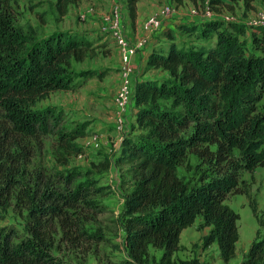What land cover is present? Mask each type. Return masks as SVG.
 <instances>
[{"label": "trees", "instance_id": "trees-1", "mask_svg": "<svg viewBox=\"0 0 264 264\" xmlns=\"http://www.w3.org/2000/svg\"><path fill=\"white\" fill-rule=\"evenodd\" d=\"M16 1L0 0V209L16 198L24 223L22 229L0 227V264H70L55 247L105 239L97 222L107 210L101 200L106 186L65 157L67 167L52 172L29 164L34 143L47 134L57 135L58 148L69 154L84 151L77 140L86 127L67 128L60 110L37 103L52 92L77 89L72 63L86 60L94 47L85 31L24 32L15 23ZM76 1L56 0L55 6L65 15ZM137 1L128 0L133 25ZM212 2L234 10L240 2L250 9L254 0ZM179 28L201 42L178 43L169 32L166 45L152 48L146 70L160 74L133 81L138 133L125 134L114 162L125 189V264H208L199 256H175L183 230L199 216L210 227L205 245L217 242L229 262L240 214L225 200L237 192L242 170L264 165V26L257 27L261 36L252 34L251 52L240 22L206 17ZM190 154L199 160L195 182L179 173ZM105 165L109 169L110 161ZM251 206L259 228L241 264H264V212L256 201Z\"/></svg>", "mask_w": 264, "mask_h": 264}, {"label": "rangeland", "instance_id": "rangeland-1", "mask_svg": "<svg viewBox=\"0 0 264 264\" xmlns=\"http://www.w3.org/2000/svg\"><path fill=\"white\" fill-rule=\"evenodd\" d=\"M55 3L56 0H17L14 3L16 25L24 32L35 31L39 37L58 29L85 31L89 35L88 39L93 43L94 51L86 60L82 62L73 61L72 63L75 82L80 83L77 89L69 90L68 92L64 90L52 92L48 98L39 101L37 106L56 107L62 113L63 126L73 128L83 125L86 130L90 129V132L87 131V135L84 138L89 135L90 140H94L96 139L95 130L99 129L100 125H103L104 119L107 118L106 113L107 115L110 113L114 115V96L119 88L120 75L113 93L108 92L107 87L111 88V80L115 74L117 75L118 70L114 64H117V58L121 57L120 52L109 31L102 30L103 33H106L105 35L101 34V31L98 32L97 29L89 28L87 21L90 22V20H87V18H90V14L98 10L97 6L90 4L87 6L88 8L86 6L84 8L82 7V0L80 2L76 1L69 6V10L65 15H61ZM88 3L93 2L87 1L86 4ZM154 3L149 11L151 14L157 12L164 4L174 7L177 1L155 0ZM180 5L181 7H179ZM120 6L123 8L122 22L129 38L132 41H136L138 38L144 39L146 41L145 49L149 44V37L155 39L154 43H157L155 47L166 45L171 40L168 36L169 32L174 33L178 43L186 42L189 45L191 42L200 43L201 39H197L196 34L190 35L179 30L181 22L192 21V19L190 20L192 14L196 15L197 19L204 18L205 15H202V13L197 14L198 7L201 10L206 7L214 8L216 13L219 14V18L229 15L236 20L234 22L240 21L241 23L246 21L247 25H244L247 27V35L244 38L249 52L255 50L252 34L256 33L261 36V32L252 27L250 20L256 19L260 13L264 12V0H254L250 9H246L244 4L240 2L235 6L234 10L219 7L218 4H213L212 0H198L197 2L185 0L178 5L175 14L167 17V19L166 17L164 18L162 28L157 31L147 30L143 27V23L148 16H142L145 18L138 26L140 30L137 29V25H133L129 13L128 0H122ZM107 13L105 12L108 18ZM105 14H103V19L104 21L106 20L108 26L109 23L105 18ZM125 19L129 21L130 27L126 28ZM165 20L167 21L165 22ZM151 46L152 43L150 44ZM141 52L143 51H139L137 54L141 55ZM154 72L159 74L157 71ZM100 73L107 75L104 78L99 75ZM134 77L135 73L133 80ZM101 92L104 94H101ZM109 101L110 108L108 106ZM261 104H264V97L261 100ZM105 106L109 108V111L105 110ZM133 117H135L134 114L127 118L125 134L134 133L137 135L138 133L136 123L132 122ZM113 119L114 117L112 121ZM113 127L115 128L114 122ZM101 131L105 130L101 129ZM123 139L124 137L119 133V140L123 142ZM82 142L80 144L83 146ZM102 142L103 138L101 136L94 146L101 147ZM34 144L35 154L29 164L31 169L42 167L48 172L65 169L67 166L62 162L63 157H65L68 160L67 165L77 167L88 175L96 176L100 180V184L105 185L107 189L106 194L101 197L103 203L107 205V210L99 215L97 222V225L103 229L105 239L92 242L91 244H84L82 247H72L62 243L59 247H55V252L65 258L70 264H125L128 256L125 250L124 229L121 223L125 192L122 186L121 169L117 173L115 169L107 171L105 167H100L96 164L103 158L90 160L84 148L81 154L67 153L65 150L58 148V137L55 134L44 135L41 138V143ZM198 162V158L194 154H190L179 167L180 175L193 182L199 180L201 172L196 168ZM112 174L113 176H111ZM252 201L257 202L259 214L264 212V165L256 167L253 171L242 170L237 192L229 194L225 200L227 204L240 214V219L238 220L240 238L236 245L235 256L229 262H225L221 258L217 242L209 246L205 245L204 237L209 233L210 227L203 225L201 216L197 217L193 225L183 230L181 234V249L176 252L175 256L177 258L199 256L208 264H241L259 228L257 217L251 206ZM21 208V204L17 203L16 198H13L11 205L6 210L0 209V227L16 226L22 229L24 220L20 214ZM151 253L159 257L162 251L152 248Z\"/></svg>", "mask_w": 264, "mask_h": 264}, {"label": "built area", "instance_id": "built-area-1", "mask_svg": "<svg viewBox=\"0 0 264 264\" xmlns=\"http://www.w3.org/2000/svg\"><path fill=\"white\" fill-rule=\"evenodd\" d=\"M177 7V3L174 5V7L170 6L169 4L162 5L157 12L149 15L145 19L143 27L151 31H157L161 29L164 18L166 17L167 19V17L175 14ZM201 13L202 15H205L204 18H219V14H217L216 11L211 9L210 7H206L201 11ZM107 14L108 18L106 17V19L109 23L108 29L110 30L114 43L121 56L120 83L119 88L114 96L113 122L118 133H120L124 137L125 131L127 129V118L132 114L135 115L136 113V105L132 98L134 81L133 75L135 73L132 59L133 56L136 55L139 51H143L145 49L146 41H144V39L142 38H138L136 41H132L129 38L122 22L123 8L119 4L110 9ZM220 19H223L225 21L235 20L229 15ZM241 23L247 25L246 21H242ZM250 24H252V27L256 29L257 27L264 26V12L260 13L256 19L250 20ZM98 137L99 135L95 134V142L99 141L100 138L97 139Z\"/></svg>", "mask_w": 264, "mask_h": 264}, {"label": "crops", "instance_id": "crops-1", "mask_svg": "<svg viewBox=\"0 0 264 264\" xmlns=\"http://www.w3.org/2000/svg\"><path fill=\"white\" fill-rule=\"evenodd\" d=\"M80 2V0H78ZM83 1V6L85 8V6L87 7L90 4H93L95 6L98 7V10L91 13L90 14V18H87V21L89 23V28L90 29H97L98 32L101 31V34H105L103 33L102 30H106L109 31L106 20L104 21L103 19V14H105V12L107 13L113 6L119 4L122 0H82ZM93 2V3H88L86 4V2ZM185 1V0H184ZM155 0H138L136 3L137 6V19H136V23L134 25H137V29L140 30V28H138V26L140 25V23L144 20V18L146 16H149L151 13L150 8L151 6H153L155 3ZM219 6V5H218ZM181 7V5L179 6ZM88 8V7H87ZM199 9H197V14L201 13V8L198 7ZM95 10V9H94ZM125 16V15H124ZM142 16H145L144 18ZM105 18H106V14H105ZM125 18V17H124ZM195 20L197 19V16L192 14L190 16V20ZM131 21V19H130ZM167 20H165L166 22ZM99 22V23H98ZM125 26L130 27L129 26V21H127L125 19ZM179 29V28H177ZM58 30H63V31H67V29H58ZM81 30H86V29H81ZM181 30V29H179ZM56 31V30H55ZM182 32V31H180ZM51 33V32H50ZM111 34V33H110ZM155 39H152V37H149V44L147 46L146 49L143 50V52H141L140 54H136L133 57V67L135 69V79H140L141 77H149V76H156L158 74H155V70H146V64H147V60H148V56L152 50V48H154L156 46L157 43H154ZM152 43V46L150 47V44ZM154 43V44H153ZM120 57L117 58L116 63L114 64L115 68L118 70L117 71V75L115 74L114 78H112L111 80V88L107 87V91L110 93H113L115 88H116V84L119 81V75H120ZM154 72V73H152ZM158 72V71H157ZM160 74V73H159ZM99 75H101V77H106V75H104L103 73H100ZM68 92V91H67ZM101 94H104L103 92H101ZM48 98V97H47ZM108 106L110 108V101L108 102ZM41 107V106H39ZM109 108L107 106H105V110L109 111ZM107 118L104 119V123L103 125H100L101 127L99 129L95 130V133L99 135V138L102 136L103 138V142L102 145H100L101 147H95V141L94 140H90V136L88 135V137L84 138H79L77 141L79 143L84 144V150L86 151V154L89 155V159H93V158H103L102 160L100 159V161L96 162L97 165H99L100 167H107L105 164L106 162L110 161V167L109 169L107 168V171H111V170H116L115 172L117 173L118 168L117 166L114 164L115 162V158L117 157L122 142L119 140V133L118 131L113 127V115L110 113L107 115ZM130 122V121H129ZM132 122L135 123V117L132 118ZM136 125V124H135ZM104 128V129H103ZM105 130V131H101ZM88 132H90V129H87ZM82 139V141H80ZM113 176V174L111 175Z\"/></svg>", "mask_w": 264, "mask_h": 264}]
</instances>
